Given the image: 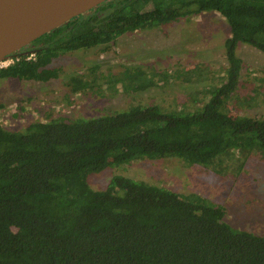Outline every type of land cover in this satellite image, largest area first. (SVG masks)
<instances>
[{"label":"trees","instance_id":"obj_1","mask_svg":"<svg viewBox=\"0 0 264 264\" xmlns=\"http://www.w3.org/2000/svg\"><path fill=\"white\" fill-rule=\"evenodd\" d=\"M204 13L225 18L231 36L225 81L196 109L131 105L91 119L36 121L23 131L0 122V264H264V236L229 224L223 205L122 175L104 190L89 183L137 161L178 159L224 176L234 158H264V116L233 117L228 106L242 79L238 46L264 53V0H108L38 39L0 69V79L47 83L59 78L51 64L62 55L105 53L121 36ZM98 69L71 77V94L100 92L106 83L134 93L167 84L155 70L137 84L140 67L113 81Z\"/></svg>","mask_w":264,"mask_h":264},{"label":"rangeland","instance_id":"obj_2","mask_svg":"<svg viewBox=\"0 0 264 264\" xmlns=\"http://www.w3.org/2000/svg\"><path fill=\"white\" fill-rule=\"evenodd\" d=\"M230 36L225 18L204 13L168 27L121 36L105 53L100 48L67 53L51 64V68L61 69L56 80L0 79V103L4 104L0 122L10 131H23L36 121L59 116L91 119L131 105L194 110L205 102L209 89L225 81V42ZM236 53L243 60V71L240 87L229 101L230 113L233 117L264 116V53L247 44H240ZM95 66H99L96 75L111 76L112 81L122 74L133 77V70L140 67L144 76L137 84L154 79L155 71V79L167 84L134 93L125 92L120 83L114 88L106 83L100 92L71 94L67 86L70 78ZM118 175L180 194L203 196L228 209L226 221L232 226L264 236V158L259 153H252L246 161L234 158L233 168L224 176L203 167L185 166L178 159H164L108 168L92 175L89 183L95 190H104Z\"/></svg>","mask_w":264,"mask_h":264},{"label":"water","instance_id":"obj_3","mask_svg":"<svg viewBox=\"0 0 264 264\" xmlns=\"http://www.w3.org/2000/svg\"><path fill=\"white\" fill-rule=\"evenodd\" d=\"M108 0H0V62Z\"/></svg>","mask_w":264,"mask_h":264},{"label":"built area","instance_id":"obj_4","mask_svg":"<svg viewBox=\"0 0 264 264\" xmlns=\"http://www.w3.org/2000/svg\"><path fill=\"white\" fill-rule=\"evenodd\" d=\"M34 58H35V54H30L29 57H28V60H31V59H34ZM13 62H14V59L0 62V69L7 68Z\"/></svg>","mask_w":264,"mask_h":264},{"label":"flooded vegetation","instance_id":"obj_5","mask_svg":"<svg viewBox=\"0 0 264 264\" xmlns=\"http://www.w3.org/2000/svg\"><path fill=\"white\" fill-rule=\"evenodd\" d=\"M32 45H33V44H32ZM30 46H31V45H30ZM35 48H36L35 45L32 46V47L29 48V49H28V47H27V48H25L24 50L21 51V54H27V53H29L31 50L35 49Z\"/></svg>","mask_w":264,"mask_h":264}]
</instances>
